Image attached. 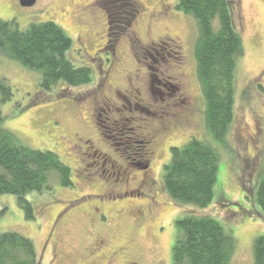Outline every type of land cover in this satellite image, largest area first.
<instances>
[{"label":"rangeland","instance_id":"374dc122","mask_svg":"<svg viewBox=\"0 0 264 264\" xmlns=\"http://www.w3.org/2000/svg\"><path fill=\"white\" fill-rule=\"evenodd\" d=\"M174 4L0 0V20L21 30L59 25L71 38L73 64L93 74L89 84L48 92L37 72L0 57V76L13 90L1 105L4 127L71 169V188L54 178L50 191L28 197L33 219L15 196L0 195V233L30 239L37 264H173L174 223L190 214L212 216L234 236L231 264H253V240L264 235L253 197L264 175V0L233 2L243 43L234 120L226 145L214 144L217 182L204 209L177 204L162 183L171 147L193 137L213 144L196 76L197 28Z\"/></svg>","mask_w":264,"mask_h":264},{"label":"trees","instance_id":"16d2710c","mask_svg":"<svg viewBox=\"0 0 264 264\" xmlns=\"http://www.w3.org/2000/svg\"><path fill=\"white\" fill-rule=\"evenodd\" d=\"M234 1L175 0L174 4L197 28L193 51L196 76L204 100V125L213 144L193 137L180 147H171L162 183L174 202L199 209L213 202L220 158L214 144L226 145L234 120L237 61L243 52ZM71 48V38L53 22L32 23L21 30L15 20H0V57L37 72L43 91L61 84L77 88L92 81L91 69L75 66L69 58ZM12 95L9 81L0 76V195L15 196L26 218L33 219L28 197L50 191L54 178L60 186L71 188V169L54 152L35 150L4 127L1 105ZM253 197L264 213V175ZM174 226L173 264H231L235 238L218 219L190 214L176 220ZM252 253L253 264H264V235L253 240ZM37 262L30 239L17 232L0 233V264Z\"/></svg>","mask_w":264,"mask_h":264},{"label":"water","instance_id":"95a60500","mask_svg":"<svg viewBox=\"0 0 264 264\" xmlns=\"http://www.w3.org/2000/svg\"><path fill=\"white\" fill-rule=\"evenodd\" d=\"M22 6H32L35 0H20Z\"/></svg>","mask_w":264,"mask_h":264},{"label":"flooded vegetation","instance_id":"af4514ba","mask_svg":"<svg viewBox=\"0 0 264 264\" xmlns=\"http://www.w3.org/2000/svg\"><path fill=\"white\" fill-rule=\"evenodd\" d=\"M156 61V60H155ZM157 62V61H156ZM156 84L157 85H160V83L157 81L156 82ZM134 164V163H133ZM136 166H141V165H143V164H141V165H139L138 163L137 164H135ZM147 171V170H146ZM153 183V182H152ZM152 201H151V207H149V208H153L154 207V205H155V202H154V200L153 199H151ZM138 213H140V212H138Z\"/></svg>","mask_w":264,"mask_h":264}]
</instances>
